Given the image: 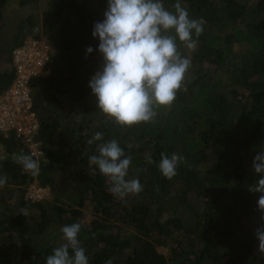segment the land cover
Segmentation results:
<instances>
[{
  "label": "trees",
  "instance_id": "trees-1",
  "mask_svg": "<svg viewBox=\"0 0 264 264\" xmlns=\"http://www.w3.org/2000/svg\"><path fill=\"white\" fill-rule=\"evenodd\" d=\"M10 2L0 0V96L15 77L12 52L25 39L42 36L51 55L49 74L30 79L33 137L42 152L27 153L40 162L37 175L15 162L27 149L22 137L0 130V175L9 178L0 188V264H46L63 243L60 228L75 222L90 264H264L256 240L228 242L245 217L257 224L260 217L259 194L248 187L259 179L252 160L264 145V0H180L191 18L206 21L193 34L194 49L177 40L191 60L182 88L171 107L157 109L154 123L123 128L98 109L88 87L102 57L94 51L86 59L85 49L98 44L93 22L103 19L107 0H46L39 17L19 19L8 35ZM163 3L174 11L176 0ZM98 131L131 154L127 178H138L142 192L113 196L109 179L89 164L96 144L87 141ZM162 152L186 160L171 180L158 168ZM32 184L50 197L25 199ZM157 246H167L168 256Z\"/></svg>",
  "mask_w": 264,
  "mask_h": 264
},
{
  "label": "clouds",
  "instance_id": "clouds-1",
  "mask_svg": "<svg viewBox=\"0 0 264 264\" xmlns=\"http://www.w3.org/2000/svg\"><path fill=\"white\" fill-rule=\"evenodd\" d=\"M172 7L174 11L166 8L163 0H107L103 19L93 22L91 35L98 44L95 49L86 47L85 58L97 51L102 64L91 75L88 87L97 99L98 109L122 128L154 123L157 109L171 107L175 101L191 67L190 58L181 53L177 40L185 48L194 49L197 40L193 34L198 38L206 21L191 18L180 0ZM87 144H96L95 154L89 155L88 161L109 179L113 196L124 200L143 191L138 178H127L133 158L117 139L105 141L104 133L98 131ZM160 157L158 168L169 180L186 163L185 157L176 153L169 157L162 152ZM15 162L32 175L40 171L39 160L31 154L21 151L15 155ZM147 163L155 161L149 156ZM252 169L259 176L248 187L249 192L259 194L256 204L260 217L254 234L258 251L264 254V145L256 152ZM8 179L6 174L0 175V188ZM20 214L27 217L29 210L24 208ZM81 230L80 222L63 225V243L52 249L46 264H90L80 240ZM105 264H113V259Z\"/></svg>",
  "mask_w": 264,
  "mask_h": 264
},
{
  "label": "built area",
  "instance_id": "built-area-1",
  "mask_svg": "<svg viewBox=\"0 0 264 264\" xmlns=\"http://www.w3.org/2000/svg\"><path fill=\"white\" fill-rule=\"evenodd\" d=\"M51 55V47L45 38L29 37L12 52V66L15 77L11 85L0 96V130L13 131L22 137L31 154H40L39 143L34 139L38 120L32 109L30 79L48 75L46 66ZM27 197L40 200L45 197L48 188L32 184Z\"/></svg>",
  "mask_w": 264,
  "mask_h": 264
},
{
  "label": "rangeland",
  "instance_id": "rangeland-1",
  "mask_svg": "<svg viewBox=\"0 0 264 264\" xmlns=\"http://www.w3.org/2000/svg\"><path fill=\"white\" fill-rule=\"evenodd\" d=\"M45 3L46 0H34L33 2H31L28 5L25 6H20L18 4V0H12V2L8 3L6 6V22H7V27L5 29L6 34H10L11 30L13 29V27L15 26L16 22L27 16V15H34L35 18L39 17L42 10L45 7ZM234 58L236 62H239L241 60L242 57V51L239 47H235L234 49ZM27 149L22 151L25 154H29L27 153V150H31L29 147H26ZM20 151V152H21ZM20 152H18L17 154H19ZM15 157V156H14ZM29 187V186H28ZM27 187V188H28ZM29 189H26L25 192V199H28L27 195L29 194L28 192ZM50 197V193L49 190L45 193V198H49ZM91 218V211L89 207H86L84 209V214L82 216V222L84 224H87L89 219ZM257 227V222L256 219L254 217H245L242 221V223L240 224V228L235 232V234L233 235V237L231 239L228 240V242L230 244H238L240 242H247L250 240H256L255 238V228ZM255 248L256 250H258V241L256 240L255 243ZM157 250L159 252H161L163 255H165L166 257L169 254V248L167 246H157Z\"/></svg>",
  "mask_w": 264,
  "mask_h": 264
}]
</instances>
